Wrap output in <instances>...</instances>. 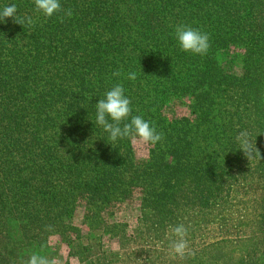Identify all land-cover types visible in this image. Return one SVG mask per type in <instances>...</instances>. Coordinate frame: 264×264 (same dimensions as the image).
<instances>
[{
  "label": "trees",
  "instance_id": "trees-1",
  "mask_svg": "<svg viewBox=\"0 0 264 264\" xmlns=\"http://www.w3.org/2000/svg\"><path fill=\"white\" fill-rule=\"evenodd\" d=\"M59 2L73 13L63 22L34 0H0L32 18L0 22V264L54 261L55 238L70 258L103 264L89 241L123 228L108 218L137 197L153 228L226 230L254 206L264 235V159L236 140L246 130L264 156V0ZM177 25L208 33L207 54L182 51ZM116 84L131 116L163 133L146 158L96 123ZM81 205L87 231L73 221Z\"/></svg>",
  "mask_w": 264,
  "mask_h": 264
},
{
  "label": "rangeland",
  "instance_id": "rangeland-1",
  "mask_svg": "<svg viewBox=\"0 0 264 264\" xmlns=\"http://www.w3.org/2000/svg\"><path fill=\"white\" fill-rule=\"evenodd\" d=\"M180 113L183 115L184 111ZM134 146L140 158L148 156V144L136 140ZM252 207L254 212L255 207ZM252 212L248 210L246 216L238 214L233 217L226 230L220 229V223L216 221L204 228L194 224L197 220L183 221L188 228L189 248L180 257L169 247L171 239H174L172 226L153 228L149 222H144L137 197L132 205L123 207L108 218L111 225H123V231L120 228L106 234L95 233V238L89 243L93 253L101 252L109 257L102 260L103 264H264V235L253 226L256 219ZM85 213V206L81 205L73 221L87 231L83 224ZM52 249L55 253L54 264H91L70 258L69 248L57 238L52 242ZM96 258L97 254L92 260L96 261Z\"/></svg>",
  "mask_w": 264,
  "mask_h": 264
},
{
  "label": "clouds",
  "instance_id": "clouds-1",
  "mask_svg": "<svg viewBox=\"0 0 264 264\" xmlns=\"http://www.w3.org/2000/svg\"><path fill=\"white\" fill-rule=\"evenodd\" d=\"M35 10L42 13L45 17H52L63 12V16H57L63 22L65 17L72 16L71 9H63L59 0H34ZM6 18H13L14 23L20 25L32 24L31 17L19 18L17 16V6L15 4L4 6L0 9V22H6ZM175 36L179 47L184 52H190L195 55H206L210 48V36L206 32L192 28L187 25H177ZM119 76V72L113 73ZM128 79L135 80L136 73L128 74ZM130 100L124 94V88L121 84L114 85L111 90L105 93L104 98L96 103V123L109 134V139L115 142L118 138H131L138 140L142 144L155 145L163 140V133L157 132L150 122L141 116H131L132 109ZM236 140L240 145V150L244 156L251 160L255 157L264 159L260 150L251 143L249 133L240 131ZM51 230V226H48ZM171 233L174 239L170 241V249L178 256L183 257L189 248L188 228L183 224H177L171 227ZM27 264H54V261L47 256L33 253Z\"/></svg>",
  "mask_w": 264,
  "mask_h": 264
}]
</instances>
